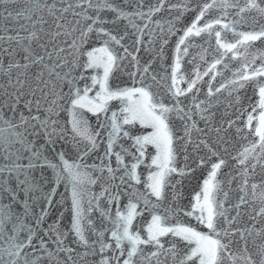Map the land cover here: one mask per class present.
Returning <instances> with one entry per match:
<instances>
[{"label":"snow or ice","instance_id":"1","mask_svg":"<svg viewBox=\"0 0 264 264\" xmlns=\"http://www.w3.org/2000/svg\"><path fill=\"white\" fill-rule=\"evenodd\" d=\"M261 42L264 0H138L130 11L110 0H0V264H264V49L259 62L247 51ZM224 93L217 122L210 109ZM37 162L52 179L33 224ZM225 168L235 203L217 198ZM8 173L24 185L23 212ZM245 211L251 223L240 226Z\"/></svg>","mask_w":264,"mask_h":264},{"label":"water","instance_id":"2","mask_svg":"<svg viewBox=\"0 0 264 264\" xmlns=\"http://www.w3.org/2000/svg\"><path fill=\"white\" fill-rule=\"evenodd\" d=\"M17 2L18 3H23L24 0H17ZM110 2L120 6L122 8H126V9H128L130 11L132 9L133 4L138 2V0H110ZM240 2L243 3L244 0H240ZM144 3H145V5H147L149 3V0H144ZM233 11H236V10H233ZM102 15H107L108 18L111 19L112 15H114V13L111 12V11H106V12H103ZM160 15L161 16H166V13L162 12ZM249 15L251 17V14H249ZM20 22H22V21H20ZM5 23H7V21H5ZM123 23H124V21L122 19L120 21H118V25H120V26H122ZM241 30H247V28H243ZM231 35L232 34L229 32L228 33L229 38H231ZM145 39H147L146 36H145ZM197 43H199V41H197ZM257 49H264V42L255 43L247 51H249L250 53L256 55V60H257V62H259V56L256 54L257 53ZM200 51H201V49H199V48L194 49L193 50V54H195L196 52H200ZM245 51L246 50L243 47L240 48V52L243 53ZM37 52H39V49H37ZM2 62L5 65H7V63H8L7 56H4ZM21 62H23V61L21 60ZM243 62H244L243 58H241L239 61L233 60L231 62V68L240 67V65ZM38 67H40V66H31L27 70V72L30 74V76H35L36 72L38 70ZM15 71L16 70H13V72H12L13 79H15ZM20 71L23 72L25 70L21 69ZM225 75L230 76L231 75V69L225 70ZM7 80H8L7 76H5L3 73H0V105H4V101L7 99V97L4 95V86H7ZM248 94L252 95L251 86L248 87ZM253 98H255V97H253ZM228 103H229V100H228L227 93H224L223 97L221 98V103L215 105L212 109H210V111H212L214 113V117L213 118H214L215 121L218 122L220 120L221 114L225 113L228 110V108H227ZM111 104H112V106L117 107L119 105V102L118 101H112ZM20 107H23V105L21 104ZM0 111H3L5 116L9 115V109L7 108V106H4V107L0 108ZM41 111H43V109H41ZM25 114H27V112ZM88 117H89V120L94 124L95 123V119H96L95 116H92L91 114H88ZM59 118L61 120H66L67 119L66 113H60L59 114ZM199 127L204 128L205 132L208 131V129L205 128L203 120H201L199 122ZM215 127H216V124L213 123L212 124V134H215ZM179 134L180 133L178 132L177 135H179ZM40 143H44L43 135H41L40 137L37 138V144H40ZM99 150L103 151V146H101V148ZM47 154L51 155L50 152L47 153ZM22 155L25 158L20 160V161H18V162L22 163V164H27L28 163V160H27L28 153H27V151L23 152ZM95 155H96V152L94 151L86 162L87 163H92V157L95 156ZM181 156H183V152H181ZM69 158H71V156H69ZM180 162L182 163L183 161L181 160ZM0 163H7V161H4L3 158L0 157ZM97 163H98V161H97ZM113 166H115L114 159H113ZM28 171H29V174H30V176L32 178L31 179V183L39 185V187H37L34 191L33 190H29V192H28L29 215L27 217H25V219L28 222H31V223L34 224L36 216L40 213V211L43 209L44 205L47 203V201L44 200V198H43L41 189H43L44 191H47L51 187V183L50 182L49 183H45V180L47 179L48 181H51V179H52V171H51L50 168L39 166L38 162H37V167L36 168L28 169ZM140 171L142 173V179H144V174H146V172H147L146 166L141 165L140 166ZM227 172H228V169L225 168V169H223V171L218 176V179L221 181V183H220V190L217 192V198L218 199H224L228 203H235L234 197H238V193L233 191L235 189V186H236L235 185V181L231 185H229L228 179H227V176H226ZM3 175H5V173H0V176H3ZM7 175H9L11 177L9 179V181H8L9 185L14 190L17 191L18 198H19L18 201L13 204V208L17 212H23V206L19 203V201L23 200L25 198L24 185L20 184L19 186H17V181H16L14 173H8ZM20 179L21 180L24 179L23 172H21ZM192 183H195V181H193ZM98 187H99L98 185L94 186V190H98ZM140 187H143V184H141ZM169 187H171V186H169ZM185 187L186 188H190L191 184H188L186 182L185 183ZM177 190L180 191V185H177ZM63 191H64V184L61 183V184H59L58 191L55 194V197H54V200H53V207L50 209L49 213L45 216V218L42 221L43 227H45V228L48 227V225L55 219L56 215L58 214V211H57V207L58 206L56 205V201L60 199V193L63 192ZM225 193H228V195L225 196ZM33 197H35V199ZM3 202L7 203V200H4ZM184 202H187V201H184ZM168 203H171L170 199L165 201V204H168ZM102 206L106 207V205H103V202H102ZM172 206H173V208L175 207L174 204ZM160 211H161V213H164V214L167 215V213H165V209L163 207H161ZM234 212H235V209L230 210V214L229 215L234 214ZM93 215L95 217H99L100 213L97 211V212H94ZM248 216H249V213L245 211L243 213V219H242V222H241L240 226H243V222L244 221H247L248 223H251V221L248 220ZM146 218H147V215H145V217L141 218L140 222H142L143 219H146ZM66 219H67V217H66ZM171 219H172L173 223L176 222L174 217H172ZM184 220L186 222L188 220V218L184 217ZM97 224H99V220H97ZM256 226L259 227V224H257ZM60 228H61V230H63L64 222H61ZM40 234L41 235H45L42 232ZM51 238L55 239V234L54 233L52 234ZM45 239H48L47 235H45ZM69 239L71 240L72 238L69 237ZM51 246L55 247V245H51ZM72 246L73 247H77L75 244H73ZM78 250L83 251L82 248H78ZM108 254H110V253H108ZM64 255H65L64 253H61V256H64ZM98 259H99L98 256H95V257L88 256V257H84L83 258V260H98ZM45 264H47V261H45Z\"/></svg>","mask_w":264,"mask_h":264}]
</instances>
